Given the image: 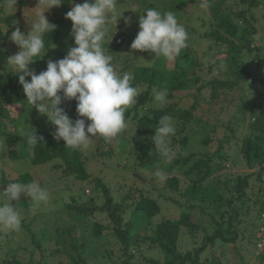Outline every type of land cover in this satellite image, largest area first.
Returning a JSON list of instances; mask_svg holds the SVG:
<instances>
[{
	"label": "trees",
	"instance_id": "obj_1",
	"mask_svg": "<svg viewBox=\"0 0 264 264\" xmlns=\"http://www.w3.org/2000/svg\"><path fill=\"white\" fill-rule=\"evenodd\" d=\"M125 1L127 0H118L117 4L125 3ZM139 1L144 3L147 9L155 8V4L148 2V0ZM157 1L159 2L158 6L161 4L164 10H175V12L181 11L188 4L196 2L195 0H170L166 4L163 0ZM207 1L209 10L207 21L209 26L203 33V36L211 37L216 43H221L225 46V50L222 52L225 66L221 77H212L202 83L200 81L201 76L191 77L183 69L180 72L171 73L167 78L165 71L158 68L163 58H158L148 66H144L138 60H133L131 55L134 59H138V56L144 54V52L132 50L130 48L131 41L127 43L126 36L118 35L120 32L115 33L108 30V37H106L104 43L105 49L108 50L106 54L112 56V62L117 72L120 71L118 72L120 74L132 72L134 74L132 85L136 88H141V94L136 99L137 105L129 109L125 114L128 128L119 137V141L122 143H118V152L113 149V143L111 142L112 140H117L100 138L102 144L107 148L101 150L99 156L104 159L112 155L122 154L125 155V158H128L127 155L131 152L136 155L141 165L145 166L146 162L156 161V167L160 171H164L168 176V179L163 182L164 186L178 192L181 198L179 204L184 207L177 218L161 219L153 228V234L148 235L147 238H143L149 240L151 243L149 244V248H157L161 252L159 256L162 257H150L147 259V264H224L201 263L200 255L208 245H214L217 241H236L240 236V227L244 228L247 223L249 225L254 224L253 218L256 217L257 219L259 214L264 210V193L261 192L260 188L264 189V185L260 182V176L264 172V75L256 79L247 68V65H244L243 60L245 55L243 51L251 52L257 49L251 45L250 39L256 33L254 9L262 5V0ZM15 15H19V12ZM8 18H10V15L5 17L6 20ZM11 18H13V15ZM48 21L50 24L55 25V28L44 37L45 46L47 47L45 55L50 54L47 51H50L49 48L58 42L63 25L59 19L53 18ZM112 34V39L108 44V38ZM116 65H119V67ZM44 70H46L45 67H39V72ZM250 76H252V79H250ZM190 81H193L194 88L192 89L195 90V93H191L193 102L189 107H180L177 102L170 101L174 97L175 91L189 88ZM254 82L259 84L261 91L257 95V101L247 106L246 102L248 100L245 98L246 94H243V90L248 85L252 86ZM165 88L168 90L167 102L163 106H148L155 97L153 91L164 90ZM236 89L242 90V95L235 102V96L228 92ZM204 91H208V98L206 99H203ZM60 94L62 95V93ZM9 96L10 94L7 95V90L2 88L0 91V137L5 138L10 136V150L7 156L18 174L13 180H6V161H0V191L4 190V183L17 182L27 184L33 182L32 172L35 176L39 174L38 183L41 186L51 185L53 178L58 174V167H61L59 169L61 177H73L79 181L90 179V175L85 167L83 151L81 149L68 148L64 146L62 140L58 141L54 139L53 133L55 128L50 125L46 116L39 113H36L39 116L37 123L41 120L46 123L41 127V130L35 131V134L42 138V141L35 146L34 150H30V146L25 143L28 133L26 130H23L24 125L20 126L22 128H16L11 125L14 121L9 116V111L5 105L9 100ZM221 99L237 107L242 114L239 122L244 123L246 126L240 144L234 145L236 149L238 148L242 160L241 163L249 168V170L243 173L232 174L230 171H221L222 168H225L224 163L229 161L228 153L235 152V147L224 148L228 141L225 138L227 133H224L221 138H217L214 150H208V144L213 139V134H216L217 129L215 124H212L208 128L200 125L204 118L203 116L212 109V105L215 102ZM242 101L245 102V105ZM59 107L63 108L65 112L75 113L76 101L75 99L63 100ZM248 107L249 114L246 116L245 113ZM22 111L23 109L17 116L19 123L22 122ZM140 115L141 121L138 119ZM164 115L173 117L177 129L176 134L171 138V148L176 153L175 159L171 163L165 162L153 144L152 136L154 135L155 128L159 126V119ZM77 119H82V117L77 116ZM136 119L139 122H136ZM6 120L10 124L6 123ZM86 123H90V121H86ZM134 126L140 129L136 135L131 133ZM192 126H197V129L191 130ZM189 132L200 136H197L198 141L202 143L204 148L187 150V146H189L191 140ZM228 136H231V133ZM17 141L20 142L24 155L18 154L17 149L14 147ZM130 143H133L131 148L129 147ZM96 147H98V144ZM54 160H61L63 165L56 164ZM48 162L53 163L54 170L49 166L51 163L48 164V167H38ZM229 162L230 166L235 165L232 161ZM17 163L20 164L16 166ZM33 166H36L38 169H34ZM178 169H181V175L174 173ZM157 177V175L153 176L154 179ZM90 182L95 187V192L100 194L102 192V205L96 206L95 203H92L90 206H77L74 205L77 200L76 197L71 195V203L67 204L66 207L70 212L83 217H86L85 214L92 213L95 210H102L112 217L116 223L114 227L115 235L122 244L121 249L125 256L122 263L131 264L129 259L132 258L133 254L130 248L138 243V236L130 233V225L133 224L131 220L126 221L124 225H122V222L126 218V213L130 207H133L131 211H141L143 215L140 216L152 217L158 214L160 211L158 199L141 193L137 201L132 200L130 203H127L126 200L132 197L131 190L123 191L121 195L113 193L99 176L93 177ZM182 182L183 186L180 185ZM150 184L153 183L150 182ZM256 184L258 185L257 196L253 191H248V188L253 189ZM163 190L164 188L158 192L162 197L165 193ZM21 195L22 197L17 201L11 202L13 207L16 206V210L19 213L33 209L34 206L29 205L30 202L33 205L34 201L32 202L31 198H27L24 194ZM252 195H255V198L252 200V204H250V196ZM88 200L95 201L92 198H88ZM176 201L178 202V200ZM203 203H206V205H203ZM250 205H252V208ZM195 207L200 208L202 211L207 208L212 209V211L208 212L211 229H207L201 222L192 218ZM253 210H256L255 215H253L254 217H242ZM216 215L219 216L216 217ZM32 218L33 221L36 219L35 216H32ZM28 229H31V227H28ZM182 230H185L189 234L188 237L191 241L197 240L195 238L197 230L202 231V241L191 249L184 251L178 249L177 245L179 244V236ZM101 232L102 225L98 221H94L91 229L92 235L97 237ZM243 233L244 230L242 231ZM72 247L77 250L75 243H73ZM15 253L16 247L14 246L0 248V264H24L16 257ZM65 253L70 257L67 250H65ZM77 255L76 259L78 261L71 257L72 261L70 264L84 263L83 258L79 254ZM260 259L264 261L263 252L260 255ZM33 264H40V262Z\"/></svg>",
	"mask_w": 264,
	"mask_h": 264
},
{
	"label": "rangeland",
	"instance_id": "obj_2",
	"mask_svg": "<svg viewBox=\"0 0 264 264\" xmlns=\"http://www.w3.org/2000/svg\"><path fill=\"white\" fill-rule=\"evenodd\" d=\"M163 1L166 4L170 2V0ZM195 1L194 3L188 4L181 11H172L175 13L178 21L185 25L189 34V39L187 47L174 62H167L163 59L159 63L158 68L159 70L165 71V76L167 78L171 73L180 72L184 69L191 77L201 76L200 81L203 83L212 77H221L223 75L222 71L225 65L222 52L225 50V46L221 43H216L211 37L203 36V33L209 26L207 21L209 16L208 1ZM89 2H91V0H89ZM148 2L155 4V8L159 7L158 10L162 12L169 11L166 9L164 10L161 4L158 6L159 2L157 0H148ZM82 3H84V0H62L59 6H53L43 13L47 20L53 18L59 19L63 25L58 42L54 44V47L52 45V47L49 48L50 51H47L50 54L44 55L43 58L34 61L29 65V69H35L36 73L39 74L40 66L46 68L49 60L53 61L64 58L68 49L75 46L74 39L70 34L72 22L65 17L66 13L76 4ZM205 4L207 5L206 7L202 6ZM45 9L46 5L39 4L38 0H16L14 7L9 6V0H0V91L3 88L7 90V95L10 94L9 100L5 105L9 111V116L12 117V121H14L11 125L16 128H22L20 126L23 124V130H26L27 133L32 130V127H34V131L41 130V127H43L46 122L41 120L37 123L39 116H37L36 113L38 112L34 107L31 109L27 108L26 97L23 93L22 85L18 82L19 74L10 72L8 70L9 66L6 65V63L8 57L19 51V47L10 39L11 33L17 28L24 34L30 32V23L36 21L38 19V13ZM146 9L147 6L139 0H127L125 3L117 4L116 15L119 16L120 13H123L117 20L116 28L114 23L109 25V32H120L118 35H122L123 37L126 36V42L130 43L131 41L132 43L139 31V18L141 15H144ZM18 12L19 15H15ZM9 15L10 18L6 20L5 17ZM12 15L13 18H11ZM254 17L256 18L254 22L256 33L252 35L250 41L251 45L257 49L251 52L243 51L245 54L243 60L244 65H247L252 75H254L256 79H259L264 75V0H262L261 6L254 9ZM154 56V53L144 52V54L138 56V59L143 58L146 62H151ZM156 60L157 59H154L150 64L154 63ZM138 62L144 64L141 60H138ZM116 66L119 67V65ZM250 79H252V76H250ZM26 80H30V77H26ZM192 88H194L193 81H190L189 88L175 91L174 97L170 101L177 102L180 107H189L193 102L191 93H195V90ZM137 89L140 91L141 88ZM158 91L162 90H154V95ZM260 91L261 89L257 82H254L252 86H246V89L243 90V94H246L245 98L248 100L246 102L247 106L257 101V95ZM207 92L208 91H204L203 99L208 98ZM228 93L235 96L236 102L242 95V90L236 89ZM137 97L135 99H137ZM242 103L245 105V102L242 101ZM150 105L154 107L159 106L154 98L148 104V106ZM22 109V122L19 123L17 116ZM248 110L249 107L246 110V116L249 114ZM66 114L73 121H75L78 116L76 112L71 113L67 111ZM203 117L200 125L208 128L212 124H215L217 129L216 134H213V139L208 144V150H214L217 144V138H221L224 133H227L225 138L228 140L225 144V149L240 144L246 126L244 123L239 122L242 114L236 106H232L229 102L227 103V101L221 99L215 102L212 105V109ZM138 119L140 121L142 120L141 115ZM138 119H136V122H139ZM6 123L10 124L7 120ZM196 129L197 126H192L191 128V130ZM139 130V128H135L134 126L131 133L136 135ZM230 133L231 136H228ZM189 134L191 140L189 146H187V150H199L204 148L202 143L198 141L199 135H195L192 132H189ZM9 139L10 136L5 138L0 137V149H2V151H0V161H6L5 168L7 176H5V179L8 181L15 179L18 174L15 168L12 167L10 159L7 156L10 150ZM111 142L113 143V149L118 152V143L121 144L122 142L113 140ZM97 144L98 147H96ZM132 145L133 143H130L129 147L131 148ZM14 147L17 149L18 154L24 155V150L20 142L17 141ZM106 148L107 147L102 144L100 138H94L86 149L81 150L84 154L85 167L90 175V179L86 181H79L73 177H61L59 175V169H61V167H58V174L53 178L52 184L41 186L49 192V201L46 204H37L32 201L33 205L30 202L29 206H34L33 209L20 213L22 218L20 231H4L0 229V248L16 247L15 255L24 264H33L35 262H40V264H70L72 261L71 257L77 260V254L84 260V263L80 262V264H123L122 261L125 259V256L121 249L122 244L115 235L114 227L116 223L112 217L108 216L102 210H95L92 213L85 214L86 217H83L70 212L66 207L67 204L71 203V195L76 197L77 200L74 205L77 206H90L92 203H95L96 206L102 205V192L100 191L101 194L95 192V187L92 182H90L93 177L99 176L113 193H119L121 195L123 191L131 190L132 197L126 200L127 203H130L132 200L137 201L141 193L158 199L160 205L158 214L152 217L140 216L143 215L141 211H131L133 207H130L122 225H124L126 221L131 220L133 224H129L131 226L130 233L138 236V243L130 248L133 254L132 258L129 259L131 264H147V259L150 257L162 258L159 256L161 252L157 248H149V244L151 243L149 240L143 238H147L148 235L153 234V228L161 219H175L178 217L184 208L179 204L181 198L178 192L165 187L164 183L161 182L158 177L155 179L153 178V176L160 171V169L156 167V161L146 162L145 166L141 165L136 155L131 152L128 153V158H125V155L116 154L102 159V157L99 156V152ZM205 150L207 151L206 147ZM234 151L235 152L228 153V159L235 165H231L228 168L227 163L230 164V162L227 161L224 163L225 168H222L221 171H230L232 174H237L238 172L243 173L249 170L246 165L241 163L242 160L238 148L236 149L235 147ZM1 153L3 154L1 155ZM50 163L51 162H48L38 167H48ZM55 163L61 166L63 165L61 160H56ZM19 164L20 163H17L16 166ZM52 164L53 163L49 166L53 169ZM33 168L38 169L36 166H33ZM174 173L181 175V169L174 171ZM32 174L34 182L38 183L39 174L36 176L33 172ZM150 182L153 184H150ZM6 185L7 183H4L3 188H5ZM180 185L183 186V182L180 183ZM162 188H164L163 191H165L163 197L158 193ZM257 188L258 185L256 184L253 189L248 188V191L256 192ZM198 195H200V193H198ZM21 197L22 195H20L19 198ZM250 197L251 200L249 203L252 204L254 196ZM88 198L95 199V201L92 202L88 200ZM176 200H178V202ZM203 205H206V203H203ZM250 207L252 208V205H250ZM210 211H212L211 208L202 211L200 208L195 207L192 218L201 222L207 229H211L208 216V212ZM255 212L256 210H253L252 212L244 214L242 217H254L253 215H255ZM32 216L36 217L34 221ZM218 216L219 215H216V217ZM94 221H98L102 225V232L97 237L93 236L91 233ZM253 222L254 224H250L251 226L247 223L244 228L242 226L240 227V236L236 241H217L214 245H208L200 255L201 263L264 264V261L260 259L261 253H264V247L260 250L256 246L259 216L257 219L254 217ZM28 227H31V229H28ZM243 230L244 233L242 234ZM180 233L177 247L182 251L191 249L194 245H199L202 241L203 232L200 230H197V235L195 237L197 240L194 241L189 240V234H187L185 230H182ZM73 243L76 244L77 250L72 247ZM65 250L68 251L70 257L66 255Z\"/></svg>",
	"mask_w": 264,
	"mask_h": 264
},
{
	"label": "clouds",
	"instance_id": "obj_3",
	"mask_svg": "<svg viewBox=\"0 0 264 264\" xmlns=\"http://www.w3.org/2000/svg\"><path fill=\"white\" fill-rule=\"evenodd\" d=\"M15 2L9 0V6L14 7ZM61 2L38 0L39 4L46 5V9L38 13L36 21L30 23V32L24 34L17 28L11 33L10 39L19 47V51L7 58L8 70L19 74L18 82L22 85L27 108L34 107L39 114L47 117L55 128L54 139L62 140L64 146L86 149L94 138L115 139L119 142L121 133L128 126L125 114L137 105L135 98L141 92L132 85L134 74L118 73L112 56L106 54L108 50L104 43L109 25L114 23L116 28L117 20L123 13L116 15L118 0H84V3L76 4L65 17L72 22L70 34L75 46L68 49L64 58L49 60L46 70L39 74L35 69H29L30 64L45 55L47 47L44 37L55 28L43 13L53 6H59ZM112 36L108 38V44ZM188 39L185 25L178 21L174 12L149 8L139 18V31L130 48L154 53V59L163 58L167 62H174L187 47ZM131 58L143 61L144 66L154 60L146 62L143 58L134 59L132 55ZM26 77H30V80H26ZM167 95L168 90L165 88L158 91L154 99L159 106H163L167 102ZM73 99L76 101V113L82 117L75 121L59 107L63 100ZM86 121L90 123L86 124ZM176 131L173 117L164 115L159 119V126L152 136L156 151L167 163H171L176 156L171 148V138ZM40 141L42 138L32 129L25 143L30 146V150H34ZM227 166L229 168L230 164L227 163ZM156 175L161 182L168 179L162 170ZM263 176L264 172L260 176V182L264 185ZM260 188L264 193V189ZM257 192L258 188L254 192L256 196ZM21 194L37 204H46L50 199L49 192L37 182L8 183L0 191V229L20 231L22 218L11 202L17 201ZM263 214L264 210L259 214L257 242L261 237Z\"/></svg>",
	"mask_w": 264,
	"mask_h": 264
},
{
	"label": "built area",
	"instance_id": "obj_4",
	"mask_svg": "<svg viewBox=\"0 0 264 264\" xmlns=\"http://www.w3.org/2000/svg\"><path fill=\"white\" fill-rule=\"evenodd\" d=\"M263 179H264V176H263ZM261 222H262V226H261V230H262L261 237H260V239L258 240V242L256 244L257 247H258V249H260V250L264 247V214L262 215Z\"/></svg>",
	"mask_w": 264,
	"mask_h": 264
}]
</instances>
